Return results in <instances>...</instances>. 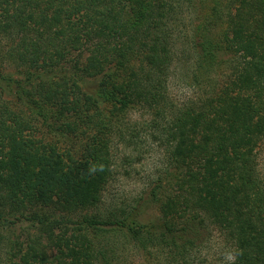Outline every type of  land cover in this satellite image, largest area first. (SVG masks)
Wrapping results in <instances>:
<instances>
[{
	"label": "trees",
	"instance_id": "1",
	"mask_svg": "<svg viewBox=\"0 0 264 264\" xmlns=\"http://www.w3.org/2000/svg\"><path fill=\"white\" fill-rule=\"evenodd\" d=\"M180 66L210 91L176 105ZM136 110L167 166L138 204L102 212ZM263 144L264 0H0V224L37 233L12 264H111L117 234L190 264L213 232L226 264H264Z\"/></svg>",
	"mask_w": 264,
	"mask_h": 264
},
{
	"label": "rangeland",
	"instance_id": "2",
	"mask_svg": "<svg viewBox=\"0 0 264 264\" xmlns=\"http://www.w3.org/2000/svg\"><path fill=\"white\" fill-rule=\"evenodd\" d=\"M216 79L217 83L223 80L221 76ZM209 91L210 87L194 82L190 73L182 66L170 79V98L176 105L199 100ZM150 118L149 112L136 110L124 123L121 134L118 133L120 136L115 135L112 148L114 177L105 195L102 212L138 204L142 196L146 197L149 184L165 171L167 166L165 148L145 126L146 120ZM59 143L66 149H70L73 144L71 139L61 138ZM259 162L264 176V144L259 151ZM91 213L89 212V215ZM159 214L157 204H147L144 206L141 220L155 222ZM27 226V223H19L16 226L0 224V264H12L13 252L10 250L15 241L25 242L28 238L27 233L31 236L37 234L33 229L27 230ZM42 243L46 244L47 241L44 239ZM102 244L111 264H185L178 255L168 254L164 250H154V256L149 260L127 238L119 234L110 235ZM225 245V240L216 232L205 236L199 250L192 256L190 264H226L229 250Z\"/></svg>",
	"mask_w": 264,
	"mask_h": 264
}]
</instances>
